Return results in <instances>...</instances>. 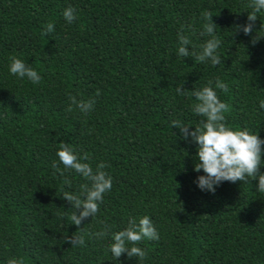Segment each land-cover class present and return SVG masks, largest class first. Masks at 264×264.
I'll use <instances>...</instances> for the list:
<instances>
[{
	"label": "trees",
	"instance_id": "16d2710c",
	"mask_svg": "<svg viewBox=\"0 0 264 264\" xmlns=\"http://www.w3.org/2000/svg\"><path fill=\"white\" fill-rule=\"evenodd\" d=\"M248 2L0 0V264L12 257L26 264H264L258 179L225 181L214 194L201 190L198 146L172 126L179 120L192 131L201 119L192 111L195 97L177 87L190 93L218 77L228 85L226 93L217 89L230 106L228 125L264 139V38L252 43L264 12L251 35L236 31L247 23ZM68 6L77 12L71 24L63 15ZM206 12L221 40L216 67L177 54L183 25L195 29L184 34L197 52L210 38L200 35ZM48 22L55 30L44 35ZM13 55L39 72L40 84L10 73ZM69 94L95 98L94 110L67 111ZM61 141L87 153L94 171L107 163L113 178L98 215L79 226L67 219L73 209L60 195L88 181L64 169L56 155ZM143 216L160 237L138 245L147 251L143 261L127 253L114 259L111 235L85 236L83 246L65 239L81 228L100 230V221L120 231L129 217Z\"/></svg>",
	"mask_w": 264,
	"mask_h": 264
},
{
	"label": "clouds",
	"instance_id": "9594fccd",
	"mask_svg": "<svg viewBox=\"0 0 264 264\" xmlns=\"http://www.w3.org/2000/svg\"><path fill=\"white\" fill-rule=\"evenodd\" d=\"M247 8L250 9L247 23L236 25V31L242 30L245 35H251L259 17L258 13L264 12V0H249ZM63 15L69 24L77 19L76 9L72 6L65 8ZM202 19L206 22L203 24L200 35L210 38L200 45V51L197 52L192 40L184 34L186 29L192 32H195V29L192 25H183L177 34L179 41L177 54L183 58L191 56L199 62H210L213 67H216L222 62L218 53L221 40L216 35L217 24L213 21L211 12L202 13ZM261 29H264V23L256 30L257 34L252 39L253 44L264 38V35L260 34ZM54 30L55 25L48 22L43 34L48 35ZM189 45H192L191 51H189ZM9 60V71L12 75L20 79L27 78L34 85L40 84L43 77L29 63L14 55L9 57ZM184 89V85L178 86L176 91L180 95L195 97L197 102L192 105V111L201 119L192 131L189 130L190 124H183L179 120H173L172 126L180 128L183 139L187 140L191 137L198 146V162L195 164V171L200 172L203 169L205 173L197 178L198 187L214 194L217 186L225 181L246 183L251 178L258 179L257 191L264 193V172L261 171L264 167V139H261L258 133H253L251 129L237 130L228 125L226 113L230 111V106L219 98L217 92V89L228 92V85L217 77L215 82L209 80L206 86L192 90L190 93H186ZM95 95L97 97L100 95L99 89ZM68 99L70 103L67 111L79 109L85 116L94 110L96 104L95 98L77 99L75 95L69 94ZM259 106L264 109V100L259 101ZM58 147L56 155L64 169L75 170L88 181L80 185L78 192L62 191L60 195L71 204L73 209L67 219L71 221V224L79 226L87 218L92 217L93 220L98 215L105 194L112 189L113 178L105 170L109 167L107 163L100 162L94 171L91 164L86 162L89 159L87 153L81 156L74 147L63 141ZM52 166L58 167L55 162ZM64 183L68 188L72 187L70 179H65ZM100 223L102 227L98 231L85 232L81 228V234H74L65 239L72 246H83L85 236L100 240L111 235L112 243L108 247L114 259L119 260L124 253H127L129 258L137 257L139 261H143L147 258V251L138 245L145 239L159 240L160 238L149 216L141 217L138 222L136 218L129 217L127 227L115 232L112 231V225L106 221H100ZM7 264H26V262L23 257H12L7 260Z\"/></svg>",
	"mask_w": 264,
	"mask_h": 264
}]
</instances>
